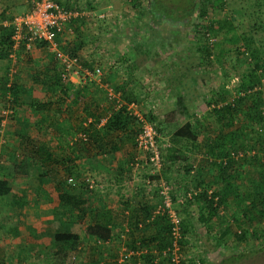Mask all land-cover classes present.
<instances>
[{
	"label": "rangeland",
	"instance_id": "374dc122",
	"mask_svg": "<svg viewBox=\"0 0 264 264\" xmlns=\"http://www.w3.org/2000/svg\"><path fill=\"white\" fill-rule=\"evenodd\" d=\"M149 1L72 0L73 3H76L75 7H78V11H85L88 14L87 16H80V18L70 23V31H67L63 38L59 39V46L67 52H69L68 47L73 46L74 54L87 67H90L94 62L93 54H97L98 60L96 63L100 65L102 71L101 75L95 80H87L84 86L96 84L98 86L96 89H101V93L105 95V101L109 103L105 108L108 110H111L116 97L124 95L123 97H127L130 102L132 101L134 109L138 113L146 118H153L154 120H152L155 121L156 127L158 126L160 130L157 132V145L160 152V166L157 168L144 163L143 156L134 149V140L126 133L130 130L132 133L137 131L139 121L136 117L125 131L120 132L118 141L121 147L119 151L121 152L117 159L111 157L110 155L115 153L109 154V152H106L107 147L104 146L99 147L98 152L92 153V156L107 154L106 157L117 164L114 167L116 169L114 177H116L117 181L128 180V169L133 167L132 172L138 170L140 174L141 172L144 173L143 171L149 173L137 176V179L143 177V175H150V177L160 180L157 183L165 182L169 187V194L173 196L171 193H174V191L173 187L170 186L169 179L165 180L164 177H159V174L155 171L160 173V171H166L165 169L168 167L171 168L174 174H177L176 171L182 170V163H189L191 160L188 159L187 161L184 155L175 154L174 151L172 152L174 154H171V150L174 149V146L176 149L179 146H190L188 142L181 143L179 141L181 139H196L195 145L204 148L205 150L202 153L206 155V158H201L206 170H201L200 175H207L208 168L210 171H214L212 176L213 186L204 184L205 186H202V188H210L212 192L217 190L220 194L222 193L221 196L224 201H222L223 205L220 209L209 216L206 208L203 213L198 212L199 214L195 210L196 208L192 210L193 208L191 207L197 205V201L192 202L193 199L188 201V203L183 201L182 204L174 202L173 206L178 211L181 222L186 225L185 244L182 246L183 260L186 264H193L192 259L197 260L198 264H264V214L259 216L254 209H251L249 213H243L244 205H247L249 201L248 196H244V193H251V185L257 171L264 169V163L262 167L259 164L261 157L264 158V150L258 148V144L262 141L264 142L263 126L260 128L249 119V116L245 113L247 112L245 107L247 100H245L239 110V115L242 112L244 114L238 116L227 129H222L224 132L230 131V133H233L236 128H239L241 130L240 138L238 137V139L234 140L235 142H228L226 149L220 145L219 148L222 150L216 151V149H213L215 152H209V145L211 146L212 142L209 137L211 138L214 134L217 136L220 133V128L218 129V126H216L214 118L210 117V110L207 108V102L218 95L223 96V100L218 101L222 105L229 103L231 99L234 100L236 86L244 78V74H247L251 69L252 59L250 54L254 52L255 57H259L258 61L259 59L261 60L262 66L256 70L260 77V83L254 84L251 91H259V95L263 99L261 108L264 114V0H226L225 8H208L209 16L207 18L199 16V0H194L193 6H191L192 11L188 18L185 17L186 20L176 23L175 26L151 18L149 16ZM156 1L157 4L153 5V10L154 13H157V16L159 15V10H161L159 6H161L164 9H168L167 12L172 20L182 19L181 13L173 12L172 9H175V6L180 1L183 3L184 0ZM57 2L66 5L64 0H58ZM71 7L74 8V6L69 8ZM20 12L22 11H17V13ZM97 13L101 17L94 18ZM217 14L224 17V19L219 18L220 21H224L222 29H227L229 25L232 26V29L228 30V32L235 31L238 39L232 44L235 47L229 49L228 57L218 59L215 63L216 65H213L205 57L202 46L206 45L204 32L208 30L210 22L214 24L211 26L212 28L215 26ZM194 24L203 26L201 29L204 32H199L200 29L198 28L200 27L193 28ZM222 29L216 35L211 34L215 39L211 46L220 38L218 36ZM176 32L178 33L175 35ZM228 34L226 35L228 36ZM222 37L224 36L222 35ZM77 44H79V47ZM75 46L76 48H74ZM211 46L206 45L207 50ZM0 49L2 54L3 50L2 48ZM222 49L223 51L227 50V48ZM30 51L27 52L23 49H20L17 53L14 51L15 55L20 54L22 56V61L19 63L20 68L12 75V81H15L14 89L16 94L12 101L11 98L13 97L7 92H3L2 88L7 77L8 68L16 61V58L14 56L13 60L8 54L6 56L0 54V169L3 170L15 169V162L12 161L10 154L15 152L17 153L16 158L20 157L22 155L23 141L29 142L26 144L28 145L26 148H30V144H32L30 142L39 139V135L47 137L45 140L47 145L52 142L51 127H53V122L52 119H49L48 110L42 113L44 114L42 116H36L35 118L33 116V114H36V109L31 107L30 103H39V100L44 98V94L41 91L32 89L31 82L34 73H50L52 69L55 75L56 71L53 66L51 67L53 59L50 54L46 53L44 58H41L38 53L34 55L32 50ZM127 51L138 52L139 55L150 53L153 56L164 52H182L181 65L184 71L179 73L172 68L171 70L175 71L172 82H176L177 78L179 80L181 74H184L183 76L187 81L185 82L184 94L191 93L193 96L194 88H191L192 84L200 88L199 94L195 95L197 99L192 98L193 102L196 101V104L194 107L189 105V111L192 112L178 121L171 120L167 114H164V116L167 115L163 116L164 118L161 117V113L165 111V105H161V101H165L164 97H170L175 91L172 92L170 88L160 87L159 81L164 77L158 69H155L152 74V82L149 78L150 75L147 76L149 79L145 80L144 74L139 73L140 70L136 69L134 71L137 61L134 59L129 60L126 55ZM247 57H250V60H246ZM153 64H159V61ZM160 65L165 67L164 62L160 63ZM212 65L213 68L211 69L210 66ZM163 80L164 85H166V80ZM197 82L198 84H196ZM62 84L68 85L67 83ZM121 85L124 86V89L131 85L132 89L128 91L117 89ZM78 89L80 90V88H76L63 95L55 91L52 96L57 94V101L64 100L62 105L71 99L72 102L78 103L80 99L78 98ZM108 91L114 96L108 97ZM117 93L119 94L117 95ZM191 95L189 99L192 97ZM74 98L77 99L75 100ZM51 102L49 103L52 104ZM111 103L112 105H110ZM194 108L195 110H193ZM3 109H6L5 113L1 112ZM194 112L196 114H193ZM104 113L106 114V112ZM158 123H165V125L162 124L163 127ZM186 123L190 126L189 133H179L175 129L177 125L181 126ZM58 126H64V122H60ZM259 128L260 130L258 131ZM240 142H242L244 148L239 147L238 143ZM58 144L61 145L60 153L65 152L64 155H69V157L64 158L65 160H59L61 165L56 171V173H59L58 177L62 180L67 176H71L74 182L72 191L79 192L89 199L91 205H94V200L97 198L96 193H88L80 183L81 177L85 173L93 176L91 167L84 162L83 158L75 156L77 154L68 146H64L60 141ZM93 147L96 146L94 145ZM89 148L90 146L78 143L74 149H78V151L85 150L86 152ZM108 150L111 149L108 147ZM236 150L246 155L242 159L231 158L233 164L232 168L226 170L228 176L227 182H225L217 172L218 161L223 158L233 157ZM9 162L13 163L12 167ZM194 164L196 166V163ZM51 171L53 173V170ZM194 171L188 172L187 178L191 177L190 175ZM174 174L171 177H175ZM53 178L55 177L53 176ZM53 178L51 175L49 177V173L45 169L36 168L34 164H30L26 167V175L23 179H9L10 191L6 196L0 197V264H6L8 261L5 259V252H12L10 251L12 248L9 245L17 244L16 242H11L12 239L9 238L10 231H8L9 227L16 225V221H19V223L30 222L29 226L31 222H34L35 229H37L35 225H41L39 229H44L45 232L43 239L50 241L52 236L51 221H60L58 229L64 230L67 228V222L76 218V212L59 207L56 192L53 189ZM134 183H137V181ZM190 187L192 188L194 185L192 184ZM183 192L184 190L181 193L179 192V195ZM154 194L153 197H156L157 195ZM174 196H178V194ZM14 197L16 199L18 197V201L23 202L24 205L21 207L12 205L11 199ZM26 216L28 218L25 219ZM19 218L21 219L19 220ZM85 220V218L82 219L84 225L80 235L81 244L85 248L79 254L73 250L70 251L64 264H89L88 245L91 243V240H89L91 236L85 238L87 233V225L85 224L87 221ZM189 224L191 226L187 229ZM224 229H226V232L224 231V233L220 234ZM149 230L151 231V229ZM239 230L244 232L242 239H238L234 235V232L238 233ZM23 234L26 240L28 236L29 238L32 237L27 234V231H23ZM6 245L8 249L3 250ZM111 249L107 250L103 246L98 249L100 250L102 264H109L112 259V256H109V252H116V248L114 246ZM10 256L11 262H14L16 258L20 259V256H22L25 259H23L24 264L59 263V260L54 256L42 252L34 248V246L23 251L14 249ZM71 257H74V259ZM114 262L117 264L116 260Z\"/></svg>",
	"mask_w": 264,
	"mask_h": 264
},
{
	"label": "trees",
	"instance_id": "16d2710c",
	"mask_svg": "<svg viewBox=\"0 0 264 264\" xmlns=\"http://www.w3.org/2000/svg\"><path fill=\"white\" fill-rule=\"evenodd\" d=\"M58 1V0H56ZM183 1V0H182ZM199 16H204L205 13H208V8H218L221 6V0H199ZM194 0H184L183 3L181 1L177 6H175V9H172L173 12H179L182 15V19L178 20H172L169 16V13L167 12L168 9H164V7H161V10L157 13H154L153 5L157 4L156 0H150L149 1V13L150 17L159 20L164 23H168L169 25H176V23L186 20L185 17L188 18L191 10V6H193ZM65 7H70L68 5H64ZM182 6V7H181ZM72 8V7H71ZM78 10V7H75ZM170 11V10H169ZM172 12V13H173ZM180 15V14H179ZM80 18V17H79ZM212 23L210 22L208 24V27L210 30L213 28L211 27ZM201 27L197 24L193 25V28ZM11 30L10 28L6 26L0 25V48H2L3 53L1 55L6 56L8 54V51H10L11 46ZM235 41V40H234ZM79 47V44H77ZM73 47V46H72ZM71 46L68 47L69 53H73L74 51ZM7 48V51L5 52ZM76 48V46L74 47ZM202 48L206 50V45H203ZM1 50V49H0ZM65 50V49H64ZM204 50H202L204 52ZM66 51V50H65ZM251 52V51H250ZM0 55V56H1ZM252 63L250 66V70L247 74H244V78L240 80L238 85L235 88V98L234 100L231 99V101L227 104L221 105V102L218 103V101L223 100L222 95L216 96V98H213V100H209L207 102H213L215 104H220L218 108L209 109L211 113L215 114L217 117H225L228 115V121L224 122L221 128L227 129L229 126L233 124V122L238 118V116H242L244 113L242 112L239 115V110L241 105H243L242 102H245L247 100V105L245 106L247 108V112H245L251 121L253 123L257 124L260 128L263 126V132H264V114L263 109L261 108V104L263 102V99L259 95V91H249L247 92V89L253 88L254 84H258L260 77L258 76V73L256 72L257 69H260L262 66V62L258 58L255 57V53L251 52L250 54ZM261 63V64H260ZM55 62L53 60V63L51 64V67L53 66L55 68ZM50 67V68H51ZM91 67V66H90ZM89 67V68H90ZM50 73H34L32 75V82L31 87L43 90L45 92H58L59 94L63 95L65 94V89H62L60 86H62V81L59 79L56 68V74H53V70ZM6 79L4 80L3 84V92H7L11 95V101L14 100L15 94V81H11L10 85L7 87L5 84ZM264 85V82H263ZM252 92V93H251ZM78 93L82 95L83 99V108L85 110V113L88 114L89 120H83L81 125L79 126V129H77L73 134L69 135L67 137V145H74V144H85L86 146H90L89 149H87L88 155L91 156L89 153V150L94 145L99 148L103 146H109L111 150L116 149V144L112 140V136L114 134L125 131L127 126L130 123H133L135 116L130 115L126 109L127 103L130 102V100L126 97H124L125 103H120L118 107L111 108L109 110L108 116L106 117L105 121L98 125V119L100 115H103L104 109H101V107L97 106L94 101L91 99V97L88 95L89 93L84 92L81 93L80 90H78ZM241 93V94H240ZM251 93V94H250ZM5 94V93H4ZM7 94V95H8ZM61 97V95H59ZM183 98L180 95H176L174 100V107L172 110V120H179L181 118H184L189 114L187 107L185 104H183ZM30 106L36 108V109H44L47 107H50V103H30ZM226 112H222V111ZM222 112V113H221ZM221 113V114H220ZM105 114V113H104ZM150 119V118H148ZM153 119V118H152ZM151 119V120H152ZM154 120V119H153ZM152 120V121H153ZM155 122V121H154ZM159 124V123H158ZM165 125V123H162ZM161 123L159 125H162ZM162 125V126H163ZM164 127V126H163ZM258 129V131L260 130ZM155 129L157 132H159L158 126L156 127L155 123ZM190 129V126L188 123L183 124L179 126V129L177 131L179 133H186ZM78 132H85L86 133V139L82 141L80 138H76L72 143H69L71 139L76 135ZM131 136V138L134 140V136L136 134V131L132 133V131L126 132ZM189 133V132H188ZM191 134V133H190ZM239 134H241V130L239 128H236L233 133L227 132L226 135L228 136L229 142H235L234 140L238 139ZM264 134V133H263ZM192 136V134H191ZM222 135H217V140ZM240 138V137H239ZM27 139V138H26ZM184 140H188L187 142H193V140L184 138ZM31 141V140H30ZM213 142V141H212ZM211 142V143H212ZM28 141H23L22 148H21V156L17 157V153L12 152L10 154V157L13 162H15L14 170H3L0 169V197L6 196L10 191V185H9V179H20L26 175V167L30 164H33L34 162L38 163L40 169H45L47 173L54 176V170L52 169V163H54L55 158L50 153L48 148L46 147L44 142H33L30 143V148H26ZM134 144V143H133ZM239 147L244 148V145L242 142L238 143ZM134 149H135V145ZM254 146V145H253ZM258 148L264 150V142H260L258 144ZM25 147V148H24ZM136 150V149H135ZM237 152L234 151V154ZM246 154H242L241 157L237 159L244 158ZM54 158V159H53ZM233 157H228L224 159L225 161H220L217 166V172L221 177L223 178V181L227 182V176L228 173H226L228 169L232 168L233 160L231 159ZM235 159V158H233ZM264 163V158L261 157V162L259 163L262 167V164ZM53 170V173H51ZM187 170V169H185ZM41 172V171H40ZM85 175V174H84ZM90 175V174H89ZM91 176V175H90ZM142 176V175H141ZM55 177V176H54ZM68 177V176H67ZM67 177L65 179L60 180L59 177L53 178V189L56 192L57 196V202L60 208L70 210L72 212H76V218L73 220H70L67 222V228L64 230H59L60 221H51L50 228L52 232V236L50 238L49 245L47 247H42L41 251L45 252L49 255L54 256L57 260H59L58 264H64L65 259L67 258V255L70 251H75L77 254L81 253V251L85 248L81 244V238L80 235L82 233L83 228V222L82 219L85 218L87 221L85 224L87 225L86 228H91L92 231H89V233H86L91 236L89 240H91L90 244L88 245L89 249V264H102V258L100 256V250H98L102 246H106L107 250H110L115 246L119 247L120 245H123L126 250L128 249H138L136 243L139 242L141 245V249L143 254H140L139 256H131L127 261H125L123 264H167V260L159 258L155 259L157 255L167 249L170 246L171 241V228L172 224L169 222V219L167 217V214L165 212L162 213H154V210L157 207V204L160 203V199L156 196V202L155 203H148L143 202L141 199L137 201V203L132 207V212L130 213L128 210V204L129 201L127 196H122L124 201V207L125 209L121 212V218L119 223L115 224V219H117V215H112V212L109 209L91 205L89 203V199L84 197L79 192L72 191L74 183L67 182ZM93 177V176H91ZM147 177L146 175L142 178ZM94 178V177H93ZM95 179V178H94ZM96 180V179H95ZM97 182V181H96ZM82 186H85L81 183ZM67 186V187H66ZM66 187V188H65ZM85 188V187H84ZM189 188V187H188ZM187 188V189H188ZM195 189H198V192L196 195L193 196V201L202 199L204 203V208H206V211L209 215H213L219 207H221L222 201H224L221 194L214 190L211 195H207L205 188H202V186L195 185ZM185 189V190H187ZM88 193L95 192L96 189H87ZM136 193L137 192H143L142 194H149L145 190L135 187ZM251 193H244V196H248L247 198L249 201L247 202V205H244L243 213H249L251 209H254L258 212L259 216H262L264 214V169L258 170L256 173L255 178L253 179V183L251 185ZM154 193H150L149 195H153ZM154 195H157L155 192ZM209 196V197H208ZM217 196V200L215 201V204H213V197ZM172 200V206L175 202L174 196L171 195ZM147 201V200H146ZM191 201V200H187ZM176 203V202H175ZM11 204L15 205L17 207H21L24 205L23 202L18 201L14 197L11 199ZM174 207V206H173ZM175 209V208H174ZM176 210V209H175ZM177 215L179 216V223H178V231H179V239L178 244L180 246V250L182 252V246L185 244L184 235L186 232V225L181 222V217L176 210ZM254 217V215H253ZM123 221V222H122ZM149 229H151V232H148ZM226 229H224L220 234L224 233ZM110 231L113 235H109ZM226 232V231H225ZM13 233L16 234L13 230ZM109 235L107 243L103 244L102 237ZM234 235L238 239H242L244 236L243 231H238V233L234 232ZM85 236V238H86ZM96 240H100V244L96 242ZM128 241V242H126ZM86 246V245H85ZM153 249H152V248ZM112 250V249H111ZM154 250L156 253L151 252ZM109 256H112V259L109 261V264H114L116 257H117V250L116 252H109ZM158 253V254H157ZM75 254V255H77ZM155 259V261H154ZM183 264H186L185 261H182ZM20 264V263H19ZM116 264V263H115Z\"/></svg>",
	"mask_w": 264,
	"mask_h": 264
},
{
	"label": "crops",
	"instance_id": "0c3cea01",
	"mask_svg": "<svg viewBox=\"0 0 264 264\" xmlns=\"http://www.w3.org/2000/svg\"><path fill=\"white\" fill-rule=\"evenodd\" d=\"M64 3L66 5L69 4L68 6H76L75 5L76 3L75 2L73 3L72 0H64ZM24 8H25V3L23 0H0V21L1 20L4 21V20L10 18L11 15L17 13L18 10L23 11ZM208 16H209V12L204 14L205 18H207ZM219 18L224 19V17L219 16V14H217V16H216L217 21H216L215 26H213V29L210 30L208 27V30H209L210 34H212V35L218 34L219 30L222 29V25H223L224 21H222V20L220 21ZM212 25H214V24H212ZM201 28H203V26L198 28V29H200L199 30L200 33L204 32L203 29H201ZM231 29H232V26H230V25L227 26V29H225V28L222 29V31H220V35L218 36L220 38L216 40V43L213 44L211 46V48L209 47L208 50L206 49L207 51L203 49L205 57L208 58L210 64L216 65L215 63L217 62L218 59L227 58L228 57L227 55L230 53L229 49L235 47L232 44L235 43V41H237L238 35L235 31L234 32L233 31L228 32V30L230 31ZM177 33L178 32H176L175 35ZM226 34H228V36ZM222 35L224 37H222ZM220 40H222V42H220ZM59 44H60V42H59ZM222 48H224V49L227 48V50L223 51ZM20 49L17 50L16 53L18 51H20ZM31 50L34 53V55L38 53V56L41 58H44V56L47 53L43 48H32ZM30 53H31V51H30ZM47 54H49V53H47ZM126 55L129 58V60L134 59L137 61V64L134 66V71L136 69L140 70L139 73L144 74L145 80H147L149 78L151 80L153 78V76H152L153 72H155V69H158L160 74L163 75V77H164L163 79L166 80V82H165L166 85H164L163 79L159 81V84L161 85L160 87L165 88V89L170 88L172 92L175 91V93L171 94L170 97L165 96L166 97V98L164 97L165 101H161V105H165V111H163L161 113V115H160L161 117H163L164 114H167L168 116H170V118L172 120V116H173L172 110L174 107V100H175L176 95L182 96L183 101H184L183 104H185L189 113L192 112V111H189V105L191 107H194V105L196 104V101L193 102V99H197V96H195V95L199 94L200 88H198V86H196V85L193 86V84H192L191 88L192 87L194 88L193 96L191 95V93L190 94L189 93L184 94V87L186 85L185 82H187L183 76L184 74H181V76L179 77L180 82H179L178 78H177L176 82H174V83L172 82V77L174 75L173 73L175 72L174 70H171L172 68L175 69L176 71H178L179 73H182L184 71L183 70L184 68L181 65L182 64L181 58L183 57L182 52H175V51L164 52L162 54L153 56L150 53H147V54L143 53V54L139 55L138 52L133 53L131 51H127ZM15 58H16V63H15L16 67H17V69H19L20 68L19 63L22 61V56H20V54H19V55H16ZM23 58H25V57H23ZM158 61H159V64H153V63H156ZM163 62L165 64V67L164 66L162 67L160 65V63H163ZM213 65L210 66L211 69L213 68ZM185 72H186V70H185ZM43 74H45V73H43ZM148 75H150L149 78L147 77ZM196 80H197V78H196ZM151 82H152V80H151ZM196 84H198V82ZM84 85H85V83L84 84L83 83L82 84L68 83V85L62 84V86H60V87L62 89H65V93H68L70 90L80 88L81 93L83 91L89 93L88 95L91 97V99L94 101V103L97 106L101 107V109H104L103 110L104 112L109 113L110 111L108 109H105L107 107L106 105H108L109 103H107V101H105V95L103 93H101V89H96V87H98V86H96V84H90V85L87 84V87ZM99 87H101V86H99ZM160 87H158V88H160ZM32 89H35V88H32ZM117 89H121L122 91H124V90L128 91V90H131L132 88H131V85H128L124 89V86L121 85L120 87L118 86ZM35 90H38V89H35ZM38 91H41L44 94V98L39 100V103H45V102L49 103L52 101L51 102L52 104H50L51 108L47 107V109L46 108L36 109L33 107L34 109H36V114H33V116H34V118L36 116H42V115H44L42 113L47 112V110H48L49 119H52V122H53V127H51L52 128L51 134L53 136L51 137L52 142L50 145H47V143L45 141L47 137H44L43 135H39V139L34 140V142H37V141L38 142H44L46 147L50 151V153L55 158L54 163L51 164L52 165L51 167L54 170V176L55 177L59 176V173H56L59 166L61 165L59 163V160H65L64 158L69 157V155H64L65 152L60 153L61 145L58 144V142L60 141V143L64 144V146H68L70 149H72L74 151V153L77 154V155L74 154L75 156H78L79 158H83L84 162L86 164H88L89 167H91L92 174L96 179L95 181H97V188L95 191L97 198H95V200H94L95 203H93V202L92 203L95 206H100V207L109 209L112 212V215L118 214L117 219H115V221H116L115 224L119 223L120 218H121V212L125 209L124 201H123L124 199L122 196H124V197L127 196L129 199L127 204L129 206L128 210L130 213L132 212V207L137 203V201L139 199H141L143 202L145 201L148 203H150V202L155 203L156 202V199L151 200V198H156L155 196L153 197V195L142 194L143 192H137L136 193V190H135L136 183H134V182L137 181V176H140L142 174H146V171H143L144 173L141 172V174L139 173L138 170L136 172H132L133 167L130 168L129 167L130 165H129L128 167L130 169H128L129 170L128 180L122 179V180L117 181L116 177H114V171L116 172V169L114 167H116L117 164L114 161H111L110 159H108L106 157L107 154L104 155L102 153L103 156L102 155H95V157H94V156H92V153L98 152L97 147H91V149L89 150V153L91 154V156H90V155H88L87 150L85 152V150H79L78 151V149H74L76 147L77 143L74 145H70V146L67 145V137L69 135L73 134L77 129H79V126L81 125V123H83L82 122L83 120H87V121L89 120V118L87 117L88 114L85 113V110L83 108V99H82L83 97L81 94H79V96H78V98H80L78 103L72 102L71 101L72 99H71L70 101H68L67 103H64V105H62V102H64V100L63 101H60V100L57 101L56 100L57 94L55 96H52L53 92H45L43 90H38ZM118 94L119 93H117V95ZM190 95L192 97L189 99ZM123 96L122 97L118 96L115 98V101L113 104L114 108H115V105L117 104L116 101H118V102L122 101V103L125 102ZM74 99L76 100L77 98H74ZM110 105H112V103ZM113 105L111 108H113ZM193 110H195V108ZM222 112H226V111L224 110ZM193 114H196V113L194 112ZM167 115H165V116H167ZM209 115H211L210 117L214 118V122H215L216 126H218V129L220 128V130H219L220 133L218 135H222L218 140H217V138H216L217 136L215 134L211 138L209 137V139L213 141L211 143V146L209 145V152H215L214 151L215 149H216V151L222 150L221 148H219L220 145H222V147H224L226 149L227 143L229 142L228 136L226 135V133L230 132V131H226V132L222 131V129H224V128L223 127L221 128V126L223 125L224 122L228 121V119H227L228 115L225 117H217L215 114H213L211 112L209 113ZM22 119H24V118H22ZM175 121H178V120H175ZM60 122H64V126H58ZM179 126L180 125H177L175 129H179ZM54 137H56V138H54ZM119 137H120V132L116 133V134H114V136H112V140L116 144L115 150H108L109 146L108 147L104 146V147H107L106 152H109V154L115 153L113 155H110L111 157H113L115 159H117L119 157L120 152H121V151H119V148H121L120 143L118 141ZM179 141H181V143L182 142L187 143L188 140L186 141L184 139H181ZM195 142H197L196 139L193 140V142H188V144H190V146H179L178 149H176V147L174 146L175 150L174 149L171 150V154H174V153L175 154H182L186 157L185 159H187V161H188V159L191 160L189 163H182V165H181L182 170L176 171L177 174L176 173L174 174L172 172L171 168H168V167L165 169L166 171H163V172L160 171V173H159V171H155V172H157V174H159V177H164L165 180L169 179V183L171 184L170 186L173 187V191H174V193H171V194H173V196L177 195V194L179 195V192L181 193V191H183V190L185 191V189L190 187V185H192V184L194 186L195 185L205 186L204 184L212 185V183H213V177L212 176L214 174V171H210V169L208 168V174L207 175H204V174L200 175L201 170H204V169L206 170L205 165L201 162V160H202L201 158H206L205 157L206 155H205V153H202L203 150H205V149L202 148L201 146H196ZM73 151H72V153H73ZM173 151H174V153H172ZM212 154H215V153H212ZM220 161H218V162H220ZM9 163L12 167L13 163H11V162H9ZM194 163H196V166ZM33 164H34V167L36 166V168L41 167L36 162H34ZM135 164H137V163H135ZM185 169H187L186 171H188L189 169L192 171L193 170H195V171L192 175H190L191 177L187 178L188 172H190V171L186 172ZM180 173H182V174H180ZM184 173H186V174H184ZM172 174H174L175 177H171ZM179 174H180V176H179ZM135 175H136V177H135ZM24 177H22L18 180H21ZM204 188H206V187H204ZM213 188H215V187H213ZM208 189H210V188H208ZM175 193H177V194H175ZM174 198H176V196H174ZM195 201H197V205H195V207L192 206L191 207V208H193L192 210H194L196 208L195 210L197 211V213L198 212L203 213L205 210V208L203 206V200L198 199ZM195 201H192V202H195ZM208 216H209V214H208ZM26 218H28V217L26 216L25 219ZM212 218H213V216H212ZM20 219L21 218H19V220ZM15 223L17 226L13 225V226L9 227V230H8V231H10L9 238L12 239L11 242L17 243L16 245H14V244L9 245V247L12 248L10 251L14 252V249L15 250L19 249V250L23 251V250L31 248L33 246H34V248L41 250L42 247H46L49 245L50 241L43 239L45 232H44V229H39V226L41 227V225H35L37 227V229H35L34 228V222H31L30 226H29L30 222H27V221H24V223H19V221H16ZM190 226L191 225L189 224L187 226V229L190 228ZM13 230L16 234L13 233ZM23 231H27V234L31 235L32 237L29 238V236H28V238L26 240L25 236L23 234ZM89 231H92V229L86 228V232L89 233ZM148 232H151V231L149 230ZM109 235H110V237H111V235H113L111 231H110ZM109 235L107 234L106 236L102 237V239L104 241L103 242L104 245L107 243ZM89 236H90V234L86 238H89ZM126 242H128V241H126ZM5 244H7V243H5ZM106 246H108V245L103 246V248ZM118 248L119 247H117L116 250H118ZM7 249H8L7 245L5 247H3V250H7ZM12 252H5V256H6L5 259L8 260L6 262V264H19V263L24 264L23 261L25 259L22 256H20V259L16 258V260L14 262H11L10 261V257H11L10 254H12Z\"/></svg>",
	"mask_w": 264,
	"mask_h": 264
},
{
	"label": "built area",
	"instance_id": "2783aa9c",
	"mask_svg": "<svg viewBox=\"0 0 264 264\" xmlns=\"http://www.w3.org/2000/svg\"><path fill=\"white\" fill-rule=\"evenodd\" d=\"M23 1L25 3V8L22 12L12 14L10 18L0 21V25L6 26L11 30V50L8 53L10 58L13 59L14 56H16L14 51H17L20 48L27 52L32 48H43L51 55L52 59L54 60L58 77L62 83L82 84L87 80H95L101 75V67L96 63L98 60L97 54H93L94 62L89 68L82 63L78 56L65 51L59 46V39L62 38L67 31H70V23L80 16H87V12L78 11L75 8L65 7L64 5L59 4L56 0ZM221 1L222 4L220 8H225L224 5L226 0ZM99 17H101V15L97 13L94 18ZM204 34L206 35V45L211 46L212 42L215 40L214 37L208 30L205 31ZM240 50L242 51V49ZM246 60H250V57H247ZM15 63L16 61H14V63L8 68L5 82L7 87L12 81V75L15 74L17 70ZM251 90L252 89H247V92ZM109 96L114 95L108 91V97ZM7 101L9 100L7 99ZM116 102V107H118L120 102ZM219 106L220 104H215L213 102L207 104L208 109L218 108ZM126 109L130 115L135 116L139 121L138 129L134 136V145L136 151L143 156L142 158L144 159V163L155 166L156 168L159 167L160 152L157 145L158 135L155 129V122L138 113V111L134 109L132 102L126 105ZM1 112L5 113L6 109L1 110ZM107 116L108 113L100 115L98 119V125H101ZM76 138H80L82 141H84L86 139V133H76L69 143H72V141H74ZM242 154V152L237 151L233 155V158L237 159L241 157ZM224 159L226 158L221 159V161H225ZM190 171L192 172V170ZM157 181L160 180H156L150 177V175H147L145 178H138L135 185V187L141 188L149 194L154 192L157 193L160 203L157 204L154 213L165 212L169 222L172 224L170 246L167 249L161 251L159 254L157 253L158 255L155 257V259H165L168 262L167 264H183V256L178 244V239L180 236L178 231L179 216L172 206L171 195L168 192V185L165 184V182L157 183ZM67 182L74 183L71 176L67 177ZM80 183L85 185L84 187L87 189L97 188V182L87 173L82 175ZM198 190L199 188H188L182 194L176 196L175 202L182 204L183 201L192 200L193 196L196 195ZM206 193L210 196L212 190L208 189L206 190ZM216 200L217 196H214L213 204H215ZM218 209H220V207ZM96 242L99 244L101 243L100 240H96ZM136 245L137 248L139 247L136 250H126L123 245H120L117 251V264H123L131 256H139L140 254H143L141 249L142 247L139 242H137ZM151 252L156 253L154 250ZM71 258L74 259V257ZM191 261L193 264H198V261L195 259H192Z\"/></svg>",
	"mask_w": 264,
	"mask_h": 264
}]
</instances>
